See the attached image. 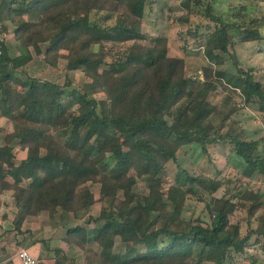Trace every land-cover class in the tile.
I'll list each match as a JSON object with an SVG mask.
<instances>
[{"label":"trees","instance_id":"trees-1","mask_svg":"<svg viewBox=\"0 0 264 264\" xmlns=\"http://www.w3.org/2000/svg\"><path fill=\"white\" fill-rule=\"evenodd\" d=\"M175 1L182 10L176 23L197 12L206 21L204 33L196 25L180 37L183 49L191 38L209 63L197 76L187 73L183 57L169 55L165 37L142 31L146 6L158 0H0V32L6 22L13 27L18 51L11 56L0 38V118L10 124L0 126V196L9 193L14 229L42 212L62 220L103 203L94 218L102 224L65 227L63 240L73 252L53 248L52 264H225L250 236L231 222L233 213L245 209L264 224L259 192L249 189L199 196L209 222L188 220L184 202L196 191L163 178L183 146L197 144L209 156L208 146L219 141L232 144L245 177L264 174V137L248 138L234 119L248 108L264 127V81L235 54L233 68H225L221 54L264 40V15L246 24L244 5L232 12L238 21H227L211 1ZM40 55L51 67L63 58L65 69L79 70L80 89L25 75ZM14 141L26 149L18 164L5 161L14 157ZM187 180L209 194L221 184ZM257 234L264 238V227ZM115 237L132 248L114 251Z\"/></svg>","mask_w":264,"mask_h":264},{"label":"rangeland","instance_id":"rangeland-1","mask_svg":"<svg viewBox=\"0 0 264 264\" xmlns=\"http://www.w3.org/2000/svg\"><path fill=\"white\" fill-rule=\"evenodd\" d=\"M211 1L215 12L223 14L227 21H234L239 18L232 12L237 10L240 5L247 7V12L240 16L246 24L251 18H260L264 15V2L260 0H202L203 4ZM204 6V5H203ZM203 6L200 10L203 9ZM182 13L178 2L173 0H158L150 6H146L145 14L142 18V31L148 34L165 37L168 41L169 55L180 56L185 59L186 71L189 75H200V68L208 65V61L203 56L202 50L194 48L192 39L189 38V46L185 50L182 47L180 37H186L187 29L199 25L201 32L205 31L206 21L200 15L201 13H191L188 22L182 24L176 23L173 19ZM239 17V16H238ZM7 31L0 32V38L9 49L11 56L18 54L16 49V40L13 37V27L6 22ZM264 37V27L260 28ZM46 44H41L42 51ZM193 46V47H192ZM225 59L224 67L232 69L230 55L235 56L243 67H254L255 75L264 81V40L259 43L239 44L230 50L229 55L221 53ZM65 59H59L55 67L49 66L43 61V55L34 56L32 62L25 67L26 73L33 75L41 80H50L59 85L71 81L70 88L80 89L83 83V75L79 70L69 71L65 69ZM220 93L214 97L217 100ZM239 125L245 130L248 138L259 139L264 137V127L256 114L245 108L238 112L234 117ZM0 126L10 129V124L3 118H0ZM234 130L236 127H233ZM228 129V127H226ZM229 131H231L229 129ZM3 144V133L0 131V145ZM262 144V143H261ZM14 157L6 158L5 161H11L18 164L25 157L26 149L13 142ZM232 144L227 141L217 142L208 146L209 156H205L201 146L197 144L186 145L177 152L176 160L169 161L163 172V178L170 183H181L183 188L189 187L196 191V195H188L182 211L186 219L194 222H209V213L204 203L198 200L203 195L206 200L219 197L236 195L244 189L259 192V197L264 204V174H255L245 177L242 174L243 164L231 151ZM259 149L264 151V147L259 145ZM210 159V160H209ZM6 164V163H5ZM6 166H8L6 164ZM188 177L199 178L202 183L216 179L220 181V186L212 194H209L198 182H189ZM97 196L96 189L90 187ZM6 204V205H5ZM101 201H96L88 210L79 211L77 215L68 214L65 219L60 220L59 214L53 218L46 212L38 216L28 217L22 224L21 231L16 232L12 224L14 207L9 197V193L0 196V264L10 258L14 264H21L17 258L19 250H26L35 258L36 264H52L53 248H60L64 254L71 255L72 250L68 248L63 238L65 236V227L74 224H80L87 228L102 224V221L95 222L94 218L98 216L102 206ZM219 204H216L218 206ZM92 217V220H91ZM231 222L238 223L242 236L249 234V240L242 253L232 252L230 259L225 264H264V238L257 234V231L264 227V224H258L254 217H249L245 209H237L231 216ZM113 250L116 252H125L132 248L130 243H123L118 237H115ZM94 248L98 247L94 244ZM74 264H80L79 259ZM201 264H213L204 262Z\"/></svg>","mask_w":264,"mask_h":264},{"label":"built area","instance_id":"built-area-1","mask_svg":"<svg viewBox=\"0 0 264 264\" xmlns=\"http://www.w3.org/2000/svg\"><path fill=\"white\" fill-rule=\"evenodd\" d=\"M1 51L0 46V54ZM17 258L20 260L21 264H36L35 258L24 249L19 250Z\"/></svg>","mask_w":264,"mask_h":264}]
</instances>
